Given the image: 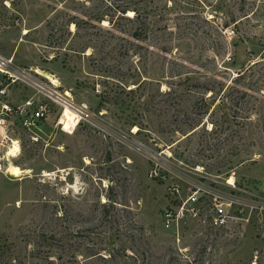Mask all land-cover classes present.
<instances>
[{
  "label": "rangeland",
  "instance_id": "obj_1",
  "mask_svg": "<svg viewBox=\"0 0 264 264\" xmlns=\"http://www.w3.org/2000/svg\"><path fill=\"white\" fill-rule=\"evenodd\" d=\"M0 59V264H264V0H0Z\"/></svg>",
  "mask_w": 264,
  "mask_h": 264
},
{
  "label": "built area",
  "instance_id": "obj_2",
  "mask_svg": "<svg viewBox=\"0 0 264 264\" xmlns=\"http://www.w3.org/2000/svg\"><path fill=\"white\" fill-rule=\"evenodd\" d=\"M8 69V62L5 61L4 59H0V71L1 72H7ZM0 92H4V90H0ZM33 102L31 101H27V104L30 105ZM16 111V113L20 112V115L23 114L24 109L21 107H18L17 109H14L12 107V105H10L7 102H1L0 103V128L5 127L6 126V119L8 118L9 115H12L13 112ZM45 111H46V106L43 105L42 103L39 104L38 107H36L34 109V111H32L31 113V117L30 119H24V124L27 125L28 127H32L36 125V121H40L44 115H45ZM79 122V119H76L75 123L77 124ZM8 151L6 152V154L1 155L0 153V165L1 162L3 161V159L5 158L7 160L8 156H7ZM200 188L195 189L192 193H189L186 197H181L184 198L180 201V205L178 206V209H169L166 212V227H170L173 222L175 220H177L178 217V213L177 211H180L179 214H181L184 209H187L188 211H190V215H198V212L200 210L201 204L198 198V191ZM176 192H179V190L177 188H175ZM219 195H216V198ZM189 206V207H187ZM228 215L227 212L225 211V208L223 207V203L222 202H214V205L211 209V214H210V221H209V225L212 228H219L222 227L223 225H226L227 221H228Z\"/></svg>",
  "mask_w": 264,
  "mask_h": 264
},
{
  "label": "bare ground",
  "instance_id": "obj_3",
  "mask_svg": "<svg viewBox=\"0 0 264 264\" xmlns=\"http://www.w3.org/2000/svg\"><path fill=\"white\" fill-rule=\"evenodd\" d=\"M39 71L41 74L50 78L54 83H57L54 76L52 74H50L48 71H43L41 69H39ZM62 116H61L62 118L60 119L59 123L64 125V128H63L64 130L71 132V129H73L76 125L75 121H76V118L78 117V114L74 110H72L66 106L63 110ZM18 151H19V147L17 146L16 142H14V146H12L10 148L9 152L7 153V155L9 156V158H8L9 162L6 165V173H8V175H12L16 178H21L23 176V174L29 173V172H31V170L24 169L21 166H19L18 164H14L11 161V157L16 156ZM231 180H232V177L229 180L230 183H231Z\"/></svg>",
  "mask_w": 264,
  "mask_h": 264
},
{
  "label": "trees",
  "instance_id": "obj_4",
  "mask_svg": "<svg viewBox=\"0 0 264 264\" xmlns=\"http://www.w3.org/2000/svg\"><path fill=\"white\" fill-rule=\"evenodd\" d=\"M134 10V14L133 16H128L126 15L128 10ZM115 10L117 12H119L121 14V16H125L126 18H128L129 20H132L134 17H138V13L137 10L134 7H130L128 4L125 5H118ZM103 19V17H99V21H101ZM109 21L111 22V18H109ZM135 37L139 38V34H135Z\"/></svg>",
  "mask_w": 264,
  "mask_h": 264
}]
</instances>
